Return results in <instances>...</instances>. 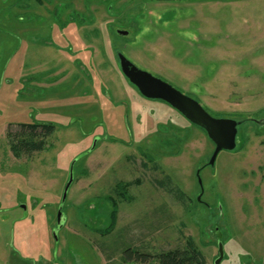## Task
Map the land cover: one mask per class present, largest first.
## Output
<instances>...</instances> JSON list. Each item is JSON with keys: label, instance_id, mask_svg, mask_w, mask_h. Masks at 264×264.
Returning a JSON list of instances; mask_svg holds the SVG:
<instances>
[{"label": "rangeland", "instance_id": "374dc122", "mask_svg": "<svg viewBox=\"0 0 264 264\" xmlns=\"http://www.w3.org/2000/svg\"><path fill=\"white\" fill-rule=\"evenodd\" d=\"M113 50L213 117L247 118L236 148L209 165L206 132L143 96ZM262 118L264 0H0V264H142L126 253L154 262L188 240L205 264L218 242L219 264H264ZM35 121L55 129L15 157L6 133Z\"/></svg>", "mask_w": 264, "mask_h": 264}, {"label": "water", "instance_id": "95a60500", "mask_svg": "<svg viewBox=\"0 0 264 264\" xmlns=\"http://www.w3.org/2000/svg\"><path fill=\"white\" fill-rule=\"evenodd\" d=\"M118 58L122 73L132 84L137 87L143 96L166 102L171 107L176 109L180 114H182L188 121L199 126L206 132L208 138L214 144L213 152L208 161L209 165H213L216 156L221 150L231 151L236 148L237 127L243 122V120H234L225 117H213L195 99L183 94L168 82L155 77L148 71L138 68L123 54L118 53ZM255 123L263 125L264 118L255 120ZM72 167L73 162L69 169L68 180L63 188V198L72 183ZM61 216V210L58 208L56 218L57 226L53 229V236L55 238L58 227H60L63 223ZM217 247L218 256L215 259L214 264H219L224 255L223 245L221 242H218Z\"/></svg>", "mask_w": 264, "mask_h": 264}, {"label": "trees", "instance_id": "16d2710c", "mask_svg": "<svg viewBox=\"0 0 264 264\" xmlns=\"http://www.w3.org/2000/svg\"><path fill=\"white\" fill-rule=\"evenodd\" d=\"M55 129V125L50 122L42 124H18L16 131H8L9 148L15 157H21L23 154H30L35 151H41L46 145V137L50 135ZM127 186L128 183L123 184ZM123 195V192L121 193ZM116 204L113 201V209L110 212L111 222L108 229H111L115 222ZM129 259L135 263L149 264L148 257L141 253L131 255L126 253ZM153 264H205V260L201 251L190 240L187 241L183 247H174L163 250L153 255ZM148 262V263H147Z\"/></svg>", "mask_w": 264, "mask_h": 264}, {"label": "flooded vegetation", "instance_id": "af4514ba", "mask_svg": "<svg viewBox=\"0 0 264 264\" xmlns=\"http://www.w3.org/2000/svg\"><path fill=\"white\" fill-rule=\"evenodd\" d=\"M94 7L92 8V11L94 12ZM69 18L71 19L72 17H68L66 20H69ZM83 21H85V19L83 20ZM132 25H133V23H131ZM77 29V28H76ZM124 29V30H123ZM123 29H117V32L115 31V33L118 35V36H121V37H123L124 39H126L128 36H129V32H130V30H128L127 28H123ZM128 30V31H127ZM61 33H62V37L61 38H63V36H64V31L63 30H61ZM43 43H47L48 45L49 44H52V42L51 41H45V42H43ZM66 50H68V46H65L64 47ZM114 52H113V54H114V56L116 57V55H117V58H118V53H121L122 54V52H120L119 50L117 51V50H113ZM129 60V59H128ZM118 62H119V58H118ZM134 64V63H133ZM135 65V64H134ZM119 66H120V64H119ZM138 67V66H137ZM139 68V67H138ZM140 69H142V68H140ZM121 70V69H120ZM144 70V69H143ZM147 71V70H146ZM121 73H122V71H121ZM150 73V72H149ZM123 74V73H122ZM152 74V73H151ZM124 75V74H123ZM153 75V74H152ZM155 76V75H154ZM125 77V76H124ZM155 77H157V76H155ZM127 80H128V78L127 77H125ZM159 78V77H158ZM161 79V78H160ZM163 80V79H162ZM129 81V80H128ZM130 82V81H129ZM131 83V82H130ZM132 84V83H131ZM170 84V83H169ZM134 87H136L134 84H132ZM173 86V85H172ZM174 87V86H173ZM137 88V87H136ZM138 90V89H137ZM139 91V90H138ZM184 117V116H183ZM247 119V118H246ZM245 118H243L242 120L244 121V120H246ZM42 123H45V122H37V121H35V122H31V123H28V124H42ZM18 124H20V123H18ZM18 124L16 125V126H18ZM9 126H11V125H9ZM11 151V150H10ZM24 203V204H23ZM23 203H21L20 204V206L19 205H17V207L18 208H20L21 209V212H22V218H26V217H29L28 215V206H29V204L28 203H26V202H23ZM10 206H12V205H10ZM10 206H8V207H10ZM12 207H16V204H14ZM11 207V208H12ZM14 208H12V209H14ZM16 221H14V223H15ZM20 243H17V246L20 248ZM22 245H24L25 246V244L23 243ZM22 245H21V248H22ZM28 250H29V248H28ZM13 251H16L15 249H13ZM27 251V250H26ZM17 252V251H16ZM20 254V253H19ZM53 254V257H54V254H55V252H53L52 253ZM32 255H26L25 256V253H22V256H21V254L19 255V257L22 259V260H25V258H27V260H29V261H31L32 260V264H36V259L37 260H39L38 258H35V257H31ZM39 258L40 259H43V260H47L48 261V259L47 258H44L43 256H39ZM42 260V261H43Z\"/></svg>", "mask_w": 264, "mask_h": 264}]
</instances>
